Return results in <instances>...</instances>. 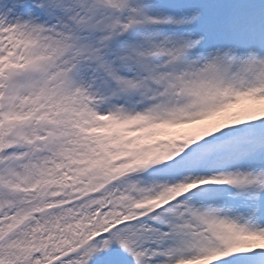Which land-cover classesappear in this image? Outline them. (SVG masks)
<instances>
[{
    "label": "snow or ice",
    "instance_id": "snow-or-ice-1",
    "mask_svg": "<svg viewBox=\"0 0 264 264\" xmlns=\"http://www.w3.org/2000/svg\"><path fill=\"white\" fill-rule=\"evenodd\" d=\"M0 264H264V0H0Z\"/></svg>",
    "mask_w": 264,
    "mask_h": 264
}]
</instances>
